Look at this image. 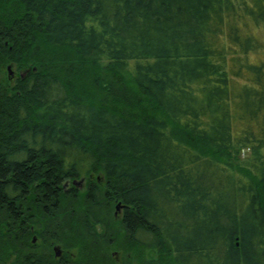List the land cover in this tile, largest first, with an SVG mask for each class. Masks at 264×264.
Wrapping results in <instances>:
<instances>
[{
	"label": "trees",
	"instance_id": "trees-1",
	"mask_svg": "<svg viewBox=\"0 0 264 264\" xmlns=\"http://www.w3.org/2000/svg\"><path fill=\"white\" fill-rule=\"evenodd\" d=\"M252 26L264 0H0V72L25 69L0 81V264H118L112 243L119 264H264Z\"/></svg>",
	"mask_w": 264,
	"mask_h": 264
},
{
	"label": "rangeland",
	"instance_id": "rangeland-1",
	"mask_svg": "<svg viewBox=\"0 0 264 264\" xmlns=\"http://www.w3.org/2000/svg\"><path fill=\"white\" fill-rule=\"evenodd\" d=\"M251 32L253 34H255L256 36H258L260 39L264 40V28H257L255 26H252L251 27ZM229 57H230V55H229ZM263 57H264V51H260L258 53L251 54L249 56V59L251 61L258 62ZM232 61L233 60H231L230 62H232ZM32 67H33V65H32ZM227 69H229V68H227ZM24 72H25V69H22V70L19 71L15 66H11L10 64H5L3 67H1L0 81H3L4 83H7L6 79H9L13 83L15 78H17L19 75H22ZM118 76H120V75H118ZM115 79H117V78H115ZM239 80L242 81V78L239 77ZM113 81H114L113 85H115L117 83V81L114 80V79H113ZM116 86L120 87L119 84H117ZM242 154L244 155V150H243ZM94 177H95V179H97L100 176H94ZM94 177L92 179H94ZM78 182L80 183L79 184L80 187L75 184V183H78ZM72 183L73 182H68L67 185L72 184ZM87 183H88V179L84 178V179H77V181H74L73 184L78 186L80 193L83 194L85 192V190H86ZM119 206H120V203H116L115 205H113V207L110 208V216L109 217H111V219L113 220V223H116V224H113V230H112L113 233L115 235L118 234L117 236L122 238L121 233L120 232L118 233V226H117V223L120 221L121 216H122V208H121V206H120V209L117 210ZM97 229H98L97 232L105 231V229L100 227V225L97 227ZM32 240H33L34 244H38V243L40 244L41 243L40 238H38L37 236H33ZM119 241H121V240L119 239ZM57 246L60 248L61 254L64 252V249H65V246H63V244H59V243H55L54 244L53 243L51 245V250L53 251V254H54V256L56 258L60 257V256L56 255L55 247H57ZM43 248H45V245H41L40 246V249H43ZM71 251H72L71 253H74L73 250H71ZM125 255H126L125 251L122 250L120 246L115 245V244L112 243V247H111V251H110V256L112 258V260H111L112 262L114 260L118 264L122 263L123 260L125 259ZM143 257H144V259L142 260V263H140V264H157L155 261H152V258H157L158 257V253L155 250H150V249L145 250L144 253H143ZM132 263L133 264H139L138 263V259H136V260L133 259Z\"/></svg>",
	"mask_w": 264,
	"mask_h": 264
},
{
	"label": "water",
	"instance_id": "water-1",
	"mask_svg": "<svg viewBox=\"0 0 264 264\" xmlns=\"http://www.w3.org/2000/svg\"><path fill=\"white\" fill-rule=\"evenodd\" d=\"M77 184V183H76ZM120 209V206L118 207V209L117 210H119ZM55 250H56V255L57 256H60L61 255V250H60V248L57 246V247H55Z\"/></svg>",
	"mask_w": 264,
	"mask_h": 264
}]
</instances>
